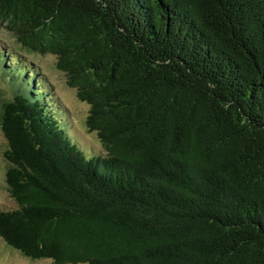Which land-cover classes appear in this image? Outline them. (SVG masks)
I'll use <instances>...</instances> for the list:
<instances>
[{
  "label": "trees",
  "instance_id": "obj_1",
  "mask_svg": "<svg viewBox=\"0 0 264 264\" xmlns=\"http://www.w3.org/2000/svg\"><path fill=\"white\" fill-rule=\"evenodd\" d=\"M0 31L8 248L52 264H264V0H0ZM45 55L102 152L72 140L30 59Z\"/></svg>",
  "mask_w": 264,
  "mask_h": 264
},
{
  "label": "rangeland",
  "instance_id": "obj_2",
  "mask_svg": "<svg viewBox=\"0 0 264 264\" xmlns=\"http://www.w3.org/2000/svg\"><path fill=\"white\" fill-rule=\"evenodd\" d=\"M0 37L11 43V38L0 31ZM30 59L40 67L42 75L48 80L52 87V94L55 100L67 115L70 131L69 134L72 140L79 144L84 150L88 152L99 153L102 152V146L97 136L88 131L85 126L86 116L89 111V106L85 102L79 101L76 91L67 85L66 77L56 69L55 58L51 55L32 56ZM1 73V71H0ZM6 86L0 79V91H5ZM7 147V142L3 133L0 130V209L11 210L16 208V204L6 193L3 183L4 174L7 163L3 153ZM86 153V152H85ZM88 154V153H87ZM0 264H52L49 260L32 261L24 258L16 251H12L0 239Z\"/></svg>",
  "mask_w": 264,
  "mask_h": 264
}]
</instances>
